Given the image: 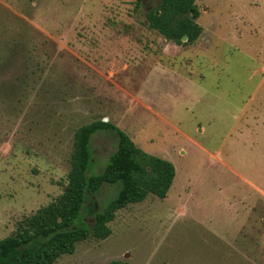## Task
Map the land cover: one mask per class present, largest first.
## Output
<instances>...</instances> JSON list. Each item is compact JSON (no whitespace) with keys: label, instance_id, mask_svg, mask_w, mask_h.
Segmentation results:
<instances>
[{"label":"rangeland","instance_id":"1","mask_svg":"<svg viewBox=\"0 0 264 264\" xmlns=\"http://www.w3.org/2000/svg\"><path fill=\"white\" fill-rule=\"evenodd\" d=\"M136 1L0 0L3 57L19 45L0 76V240L62 194L75 130L108 119L172 162L174 184L56 264H264V0H197L189 46L147 28L160 0ZM116 149L96 134L91 173Z\"/></svg>","mask_w":264,"mask_h":264},{"label":"trees","instance_id":"2","mask_svg":"<svg viewBox=\"0 0 264 264\" xmlns=\"http://www.w3.org/2000/svg\"><path fill=\"white\" fill-rule=\"evenodd\" d=\"M144 4L146 0H137L136 10ZM199 17L197 0H160L154 9L147 10L146 26L168 42L189 46L204 32L197 23ZM2 45L0 76L19 49L18 44L8 46L9 52L3 57ZM3 83L1 77L0 85ZM109 131L117 136V149L104 169L93 174L92 139L99 132ZM72 149L62 194L25 217L13 234L0 240V264H56L63 256L73 255L80 242L106 240L112 235L110 224L119 211L144 202L150 195L161 200L168 198L176 178L172 162L145 153L126 132L103 119L78 127ZM106 185H119V191L102 211L97 212L92 197ZM89 201L91 205L87 206ZM85 213L93 217V225L87 223ZM108 264L131 263L114 260Z\"/></svg>","mask_w":264,"mask_h":264},{"label":"water","instance_id":"3","mask_svg":"<svg viewBox=\"0 0 264 264\" xmlns=\"http://www.w3.org/2000/svg\"><path fill=\"white\" fill-rule=\"evenodd\" d=\"M184 42H186L187 41V38L186 37H184ZM108 121V119H105V121L104 122H107Z\"/></svg>","mask_w":264,"mask_h":264},{"label":"crops","instance_id":"4","mask_svg":"<svg viewBox=\"0 0 264 264\" xmlns=\"http://www.w3.org/2000/svg\"><path fill=\"white\" fill-rule=\"evenodd\" d=\"M166 73V72H165ZM165 73H162L163 74V76H165Z\"/></svg>","mask_w":264,"mask_h":264}]
</instances>
